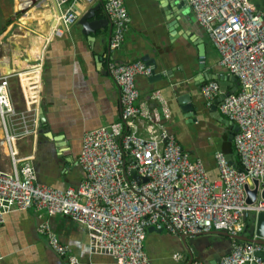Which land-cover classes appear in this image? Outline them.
Masks as SVG:
<instances>
[{
	"label": "built area",
	"instance_id": "2783aa9c",
	"mask_svg": "<svg viewBox=\"0 0 264 264\" xmlns=\"http://www.w3.org/2000/svg\"><path fill=\"white\" fill-rule=\"evenodd\" d=\"M53 1L60 8L53 34H61L77 16L67 5L69 0ZM102 3L112 26L107 72L120 88L121 118L83 132L77 163L84 177L76 186L40 183L32 164L26 158H17L12 146L15 138L38 128L36 115L28 114L36 111L32 105L38 100V82L26 90L30 106L18 111L11 100L8 77H0L2 143L7 145L10 157V169H0V224L8 212L30 206L47 216L62 214L85 227L90 253L108 254L116 264H152L144 249L146 231L151 226L189 236L224 230L231 250L214 264H264V258L257 254L264 253V243L241 242L234 237L244 231L251 214L264 211V0H187L219 53L218 63L238 82L236 90L218 107L238 126L232 141L241 167L230 164L226 153L216 150L213 156L218 174L214 178L202 159L191 158L175 136L158 126L157 112L150 114L148 108L137 103L135 78L156 74L155 64L112 58L123 44L130 16L124 0ZM221 92L215 79L206 80L200 87L206 107ZM152 97L163 102L159 90ZM162 112L169 117L165 106ZM6 117L18 123L16 132L7 131ZM137 118L146 121L144 133L138 131ZM246 185L248 190H256L249 203ZM37 229L58 255L71 264L78 263L50 228L48 219ZM191 264L203 262L195 259Z\"/></svg>",
	"mask_w": 264,
	"mask_h": 264
},
{
	"label": "crops",
	"instance_id": "0c3cea01",
	"mask_svg": "<svg viewBox=\"0 0 264 264\" xmlns=\"http://www.w3.org/2000/svg\"><path fill=\"white\" fill-rule=\"evenodd\" d=\"M99 3L90 20H102L93 32L83 33V27L75 19L65 26L63 33L53 34L57 22L51 17L54 13L58 17L60 11L53 0H0V77H8L11 100L18 111H26L30 106L26 90L38 82V100L32 105L36 111L28 113L30 117L36 115L38 128L15 138L12 146L17 158H26L32 164L37 181L43 184L76 186L84 177V170L77 163L83 132L121 118L120 88L107 72L106 51L112 26L102 0H69L67 5L73 7L78 17ZM124 3L130 22L123 44L112 53V58L119 62L142 60L144 56L154 58L156 74H161V78L136 76L137 103L148 108L150 114L157 112L158 126L175 136L191 158L202 159L210 177H216L213 152L230 154L225 142L230 141L229 128L213 117L211 106L204 105L200 87L206 81H201V74H228L218 63L217 49L213 44L207 48L208 37L187 0L186 10L175 17L178 20L174 15L183 0H124ZM201 37L206 46L203 57L196 46ZM219 81L223 92L232 90L234 82ZM156 90L163 102L152 97ZM184 93H189L198 107L195 121H189L180 109L177 98ZM163 106L169 117L163 115ZM40 107L45 116L42 127L48 131H39ZM217 109L220 112L218 105ZM11 119L5 118L7 131L16 132L19 125ZM145 122L143 118L136 119L141 133ZM3 131L0 121V169L9 170L10 157L7 145L2 143ZM44 219H48L59 241L77 258V264H116L108 254L89 252L83 225L62 214L47 216L34 206L5 215L0 224V264H71L38 232V224ZM198 237L187 251L176 235L147 230L144 249L152 264H188L189 253L193 252L195 259L210 264L230 251L228 236L207 232ZM175 253L180 257L174 259Z\"/></svg>",
	"mask_w": 264,
	"mask_h": 264
},
{
	"label": "water",
	"instance_id": "95a60500",
	"mask_svg": "<svg viewBox=\"0 0 264 264\" xmlns=\"http://www.w3.org/2000/svg\"><path fill=\"white\" fill-rule=\"evenodd\" d=\"M98 1L101 2V0H98ZM183 2L184 3H181L180 5H178L177 12L174 15L175 20H178L175 17H177L178 15H180L182 12H184L186 10V7H185L186 0H183ZM99 5H100V3L96 4L95 6L94 5L90 6L88 9H86L84 11V13L82 15H80L76 18L77 23L83 27V30H82L83 33L93 32L94 29L96 28V26L101 24L102 19L90 20V18L93 17V15H94V10ZM106 21H108V20H106ZM171 25H173V23H171ZM196 46H197L198 54L201 57H203L205 55V47L206 46H205V43H204L202 37L199 40H197ZM142 60H144V62L146 64H150V63L155 64L154 58H148L147 56H144V57H142ZM200 67L201 68L203 67L202 64ZM150 78L151 79H155V78L160 79L161 74H153ZM209 79H215V80L228 79V80H231L232 82H234L232 90L221 92L217 96V98L214 100L211 107L209 108V111L211 112L213 117H215L217 120H219L220 122H222L224 125H226L229 128L228 139L231 141L234 133L237 132V130H238V126H237V124H235V122L225 118L222 114H220V112L217 109V105L227 94L236 90V88L238 87V82L236 81V78L234 76H232L231 74H225V75L224 74L223 75L215 74V73L201 74V81L209 80ZM177 100H178V103L180 104V109L182 110L183 113H186V116L189 118V121H195L197 118L196 117V111H197L198 107L195 106L194 103L192 102V100L190 99V94L184 93V94L178 96ZM38 117H39V123H40L39 124L40 125L39 131L46 130L42 127L43 123H45V116L43 114L41 107L39 108ZM46 131H48V130H46ZM226 158L228 159L230 164L235 165L231 154H226ZM135 177H136V175H135ZM145 179L146 178H144V180ZM254 183L257 184L256 181H254ZM246 190H247L246 201L248 203L252 202L255 198L256 190L255 189L248 190L247 185H246ZM263 197H264V191H263ZM250 218L253 221L252 227L247 228L245 226L244 231L242 233L234 236V237L238 241H241V242L264 243V211H260L257 214L253 213V214H251ZM147 230L165 232V230H155L153 226L149 227ZM209 232L220 233V234H223L225 236H228V238H229V235L224 230H210ZM205 234H207V233L198 234L192 238L187 239L186 237L188 236V234L179 233V234H176V237H178L180 239L183 247L188 251L189 248H192L191 244L200 238L198 236L205 235ZM229 241H230V238H229ZM230 245H231V242H230ZM230 250H231V248H230ZM257 254L261 255L264 258L263 252H258ZM195 257H196L195 252H193L192 254L189 253L188 264H191V262L193 261V259H195ZM219 259L220 258L213 260L210 264H214Z\"/></svg>",
	"mask_w": 264,
	"mask_h": 264
},
{
	"label": "trees",
	"instance_id": "16d2710c",
	"mask_svg": "<svg viewBox=\"0 0 264 264\" xmlns=\"http://www.w3.org/2000/svg\"><path fill=\"white\" fill-rule=\"evenodd\" d=\"M7 23H5V25H6ZM5 25L1 28V30H3L4 28H5ZM211 45H212V43L210 42V40L209 39H207V48L208 49H210V47H211ZM218 83L220 82L219 80H216ZM205 82V81H204ZM203 82V83H204ZM224 116V115H223ZM225 117V116H224ZM225 142L228 144V149H227V153H230L231 155H232V159H233V161H234V163L237 165V166H240L241 167V164H240V157H239V155H238V153H237V151H236V149H235V147H234V144H233V141H227L226 139H225ZM252 225H253V221H252V219L249 217V218H247L246 219V222H245V226L247 227V228H250V227H252Z\"/></svg>",
	"mask_w": 264,
	"mask_h": 264
},
{
	"label": "bare ground",
	"instance_id": "6f19581e",
	"mask_svg": "<svg viewBox=\"0 0 264 264\" xmlns=\"http://www.w3.org/2000/svg\"><path fill=\"white\" fill-rule=\"evenodd\" d=\"M54 13V12H53ZM52 19H53V21L55 22V24H56V22H57V14H55L54 13V17H51ZM53 25H54V23H53Z\"/></svg>",
	"mask_w": 264,
	"mask_h": 264
},
{
	"label": "rangeland",
	"instance_id": "374dc122",
	"mask_svg": "<svg viewBox=\"0 0 264 264\" xmlns=\"http://www.w3.org/2000/svg\"><path fill=\"white\" fill-rule=\"evenodd\" d=\"M36 61H34L33 63H35Z\"/></svg>",
	"mask_w": 264,
	"mask_h": 264
}]
</instances>
